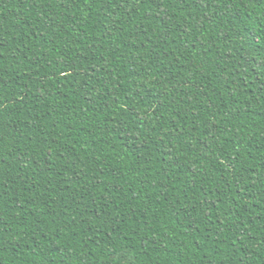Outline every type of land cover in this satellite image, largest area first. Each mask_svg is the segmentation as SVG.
<instances>
[{
  "label": "trees",
  "instance_id": "obj_1",
  "mask_svg": "<svg viewBox=\"0 0 264 264\" xmlns=\"http://www.w3.org/2000/svg\"><path fill=\"white\" fill-rule=\"evenodd\" d=\"M0 264H264V0H0Z\"/></svg>",
  "mask_w": 264,
  "mask_h": 264
}]
</instances>
